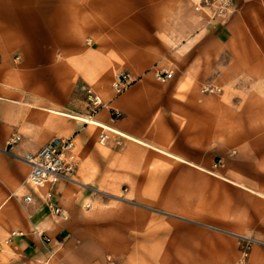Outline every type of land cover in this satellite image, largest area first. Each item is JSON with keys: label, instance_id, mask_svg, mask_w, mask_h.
<instances>
[{"label": "crops", "instance_id": "1", "mask_svg": "<svg viewBox=\"0 0 264 264\" xmlns=\"http://www.w3.org/2000/svg\"><path fill=\"white\" fill-rule=\"evenodd\" d=\"M199 3L0 0V264H236L237 236L264 242V0ZM54 138L121 199L30 186L16 157Z\"/></svg>", "mask_w": 264, "mask_h": 264}, {"label": "built area", "instance_id": "2", "mask_svg": "<svg viewBox=\"0 0 264 264\" xmlns=\"http://www.w3.org/2000/svg\"><path fill=\"white\" fill-rule=\"evenodd\" d=\"M229 7V0H200L196 9H209L210 17L212 19L220 18L227 11ZM155 77L158 80L164 81L172 77L171 72L157 71ZM130 79L128 74L119 73L114 76L111 84V88L115 94L122 93L129 85ZM203 92L215 93L219 92V89L212 87H203ZM87 100L93 111L97 110L101 105V99L94 94L91 90H87ZM117 112H113V116H116ZM103 136H101V140ZM20 140L18 136H13L9 140V146L17 143ZM73 147L72 141L67 139L54 138L44 144L36 153L25 154L22 157H16L29 166V172L26 178V182L35 188L44 186L45 184H53L57 181H63L76 184L74 179V172L76 167L75 155L71 152ZM6 152L8 150H5ZM84 186L81 184H77ZM50 193L45 196L47 205L51 211L58 213L59 209L49 202ZM31 198L26 196L25 202H29ZM15 233L13 232L12 235ZM237 239L241 245L240 258L236 264H248V257L250 250L253 246H264V242L256 240L254 238L237 236Z\"/></svg>", "mask_w": 264, "mask_h": 264}, {"label": "rangeland", "instance_id": "3", "mask_svg": "<svg viewBox=\"0 0 264 264\" xmlns=\"http://www.w3.org/2000/svg\"><path fill=\"white\" fill-rule=\"evenodd\" d=\"M75 179V178H74ZM86 188V187H85ZM88 191H90L91 193H93L94 195H97V196H101L105 199H108V200H115V199H121V198H116L114 195H110L108 193H105L103 191H100V190H97L95 188H86ZM260 241V240H259ZM257 246V245H256ZM260 247H264V246H260ZM113 260V259H112Z\"/></svg>", "mask_w": 264, "mask_h": 264}, {"label": "bare ground", "instance_id": "4", "mask_svg": "<svg viewBox=\"0 0 264 264\" xmlns=\"http://www.w3.org/2000/svg\"><path fill=\"white\" fill-rule=\"evenodd\" d=\"M76 181V180H75ZM76 184H79L77 181L75 182Z\"/></svg>", "mask_w": 264, "mask_h": 264}]
</instances>
